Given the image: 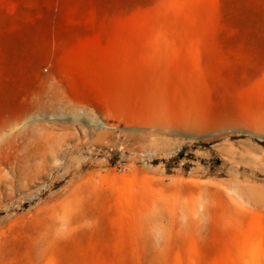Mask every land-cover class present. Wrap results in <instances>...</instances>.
<instances>
[{"label":"rangeland","instance_id":"374dc122","mask_svg":"<svg viewBox=\"0 0 264 264\" xmlns=\"http://www.w3.org/2000/svg\"><path fill=\"white\" fill-rule=\"evenodd\" d=\"M0 264H264V0H0Z\"/></svg>","mask_w":264,"mask_h":264},{"label":"bare ground","instance_id":"6f19581e","mask_svg":"<svg viewBox=\"0 0 264 264\" xmlns=\"http://www.w3.org/2000/svg\"><path fill=\"white\" fill-rule=\"evenodd\" d=\"M164 46H168L167 44H165V43H163L162 44V47L163 48H161V51L163 52V51H165V49H164ZM173 55H176L177 56V54L174 52V54ZM159 73V72H158ZM137 196H136V193H135V191H134V183L132 182V181H127L126 182V186L124 187V188H122L121 190H118V195H117V206L119 207V208H123V209H126V207L128 208V207H131V206H133V205H135L136 203H137ZM118 208V209H119ZM133 208V207H132ZM120 209V210H121ZM130 209V208H129ZM128 210V209H127ZM126 210V211H127ZM126 211L125 212H123V213H125V214H127L126 213ZM127 212H129V211H127ZM255 241L253 242V244H254V247L253 248H255L256 249V252H258V250H260L259 249V238H260V236H259V234L258 235H256L255 234ZM256 246V247H255ZM251 247H252V244H251ZM250 247V250L252 249ZM247 251H249V250H247ZM252 253H255V251L254 250H252ZM261 253V252H260ZM250 254V253H249ZM252 256V255H251ZM255 256V255H254ZM251 258V257H250ZM254 258V257H253Z\"/></svg>","mask_w":264,"mask_h":264}]
</instances>
